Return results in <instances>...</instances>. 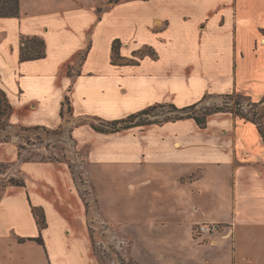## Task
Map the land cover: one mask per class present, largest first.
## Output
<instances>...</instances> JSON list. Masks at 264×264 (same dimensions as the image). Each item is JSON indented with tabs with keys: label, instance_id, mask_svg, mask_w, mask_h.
Wrapping results in <instances>:
<instances>
[{
	"label": "crops",
	"instance_id": "crops-1",
	"mask_svg": "<svg viewBox=\"0 0 264 264\" xmlns=\"http://www.w3.org/2000/svg\"><path fill=\"white\" fill-rule=\"evenodd\" d=\"M33 38L44 42L45 58L22 61L24 41ZM115 44L119 45L116 62ZM130 49L140 55L137 61L128 59ZM149 49L152 55L145 52ZM132 70L176 82L134 88L136 103L120 118L77 115L70 89L58 104V122L73 113L78 124L74 136L96 169V181L102 180L97 183L104 220L132 237L135 246L140 245L136 229L147 225L170 232L163 245L175 251L187 247L196 251L201 245L224 249L201 264H264V138L258 123L221 111L206 117L204 127L194 118H184L116 133L93 128L96 118L114 123L158 105H174L184 113L233 97L264 106V0H20L18 17L0 18L4 78L0 89L11 107L7 120L11 128H47L21 125L14 117L16 98L24 100L27 88L35 86L33 81L62 76V81L73 84L84 76L116 78ZM119 87L121 96L128 97V86L119 83ZM122 97L117 99L125 101ZM66 101L72 113L63 112ZM84 118L93 141L147 134L145 145L97 150L77 135ZM18 163L26 187L8 185L0 195V264H95L85 206L70 167L55 163L68 171L69 183L60 188L61 177L48 179L49 199L41 200L31 196L26 172L35 162ZM36 183L37 191L45 184L41 178ZM110 185L117 199L105 193ZM123 188L138 190L135 207L129 197L122 198ZM152 192L157 201L144 202ZM121 200L134 232L121 228ZM31 204L43 210L44 229ZM139 207L146 209L144 216ZM214 223L221 224L223 232L201 234L209 235L212 244L195 239L194 233L199 234L195 225ZM40 237L43 244L36 240ZM196 259L189 264H198Z\"/></svg>",
	"mask_w": 264,
	"mask_h": 264
},
{
	"label": "rangeland",
	"instance_id": "rangeland-1",
	"mask_svg": "<svg viewBox=\"0 0 264 264\" xmlns=\"http://www.w3.org/2000/svg\"><path fill=\"white\" fill-rule=\"evenodd\" d=\"M24 42L27 46L32 45V41L30 40H25ZM130 50L131 56H129L128 59L130 61H137L140 55L137 52L133 53L134 51L132 52V49ZM145 52L151 55L153 54L150 49ZM132 71L121 72V75L118 77L116 76V78H112L108 74L105 76H84L81 77L77 83L73 84H70L68 81H62V76L53 78L46 77L41 83H35V81H33L32 83L35 84V86H29V88H27L24 92V100L19 101L18 98H16L13 109L14 117L21 125H45L47 128H39L38 130H30L24 127L11 128L9 121H7L10 111H8L6 117L0 119V195L6 186L11 185L12 180V183L24 180V177L21 176L19 161L35 162L28 164L26 170L27 174L30 176V182L28 183L31 187L30 191H33V195L31 194V196L36 197V195H38L41 197V200H48L49 197L45 194H48L47 187L49 186L48 184L52 182L48 179L58 181V178L61 177L59 183L60 188L61 183H69L68 176L70 175L68 171L62 170L63 168L59 170L58 166L55 164L64 163L71 169L74 179L73 184L75 182V190L83 206H85L86 224L89 229L95 264H178L182 262V260L189 264L197 257H199V260L196 259L197 263L201 264L202 260H213L218 254H223L224 249H214L210 246L201 245L196 251L188 247L175 251V249H172L170 246L167 247L165 243L163 245V242L166 241L165 237L168 235L171 236L170 232L158 230L157 228H149L147 225H144L146 228H143L142 231L137 230L132 220H126L127 218L124 216V214H126L124 211L126 210L123 200L119 202L120 214H122L120 217L124 219L121 228L132 232L136 229V237L139 241H137V243H140V245L135 246L132 237H129L125 232L120 230L117 225L109 224L105 221L99 204V191H101L99 187L101 186L97 183V181L101 182L102 180L98 179L96 181V169L94 170L91 162L88 160L87 154L83 151V144L78 142L74 136L78 124L74 123L71 118L73 113L71 106H68L70 103L69 101L64 103L65 107L63 108V112L65 110V113L70 112L72 114L68 115L69 117L67 118L63 115L64 118L60 123L58 122L59 99L64 96L68 89H70L69 95L73 110L77 115L88 114L92 117H102L106 119L127 116L129 109L133 108L135 105L134 103H136V101L133 100L134 88H140L141 86L150 88L152 82L157 83L158 86L163 84H171L174 86L176 82H167L166 79L161 77L157 78L158 76H147L146 73L140 75V73ZM0 78L4 79L2 74H0ZM119 83H125L130 89L128 97H122L120 92L117 91L120 88ZM11 95L13 97L12 92ZM118 97L124 98L125 101L117 99ZM180 101H185V99L180 98ZM225 101L228 107L223 104L204 105V107L196 109L197 115L203 117L206 111L218 108V106H224L223 112H233L236 116L252 120L261 125V129L264 131V106L249 103L240 98H228V100L225 99ZM32 103H36L37 107L32 108ZM182 115V113L174 115L169 107L157 108L153 110L149 116H141L137 118L135 122H129L128 126L134 128L141 124L138 127L144 129L150 125H161L167 122L181 120L179 118H172ZM98 118H96L97 122L94 121L95 125H93L101 128V130H109L116 127L119 132H124V124L113 126V123L104 122L102 119ZM128 119L129 117L125 120ZM70 122L73 123L71 124ZM87 123H89V121L84 118L83 125L78 129L77 135L81 136L83 138L82 141L86 144L90 146L94 144L93 146L97 148V150H102V148L104 150L109 147L112 149L124 147L134 148L135 144L138 147L140 143L143 147L145 145V136H147V134H141L140 136L142 137L138 135L136 139L132 134L128 136L122 134L114 139L104 140V142L93 141V139L96 138L90 134ZM91 139L93 142H91ZM46 163H50V165ZM56 167L57 169L55 170ZM39 178L43 179L45 184L37 191L36 188L39 183L36 182ZM147 187L154 192L152 186ZM106 188L107 190L105 193L108 197L114 194L115 198L117 197V191L112 188V185ZM59 191L61 192V189H59ZM153 192L147 194L148 196L144 202L157 201L155 199L156 195L153 194ZM137 193L138 190H127V188L121 189L120 192V194L123 195V199L129 197L126 199H129L134 207L137 205L134 202L138 203L135 199ZM161 197L165 198V192L161 194ZM116 203L117 200L112 203L114 204L113 206H115ZM30 207L32 210L35 208L32 204ZM140 210L143 212L144 216L146 209L140 208ZM200 225L202 224L195 225L194 229L198 228ZM213 225L218 226V231L220 233L223 232V230H221V224L214 223ZM161 228L164 229L166 227L162 226ZM194 237L200 243L203 242L202 244L213 243L209 235L207 238H204L201 234L194 233ZM187 250L189 253L186 252Z\"/></svg>",
	"mask_w": 264,
	"mask_h": 264
},
{
	"label": "trees",
	"instance_id": "trees-1",
	"mask_svg": "<svg viewBox=\"0 0 264 264\" xmlns=\"http://www.w3.org/2000/svg\"><path fill=\"white\" fill-rule=\"evenodd\" d=\"M20 14V0H0V18H12V17H18ZM30 41H32V45L31 46H27V44L25 45V47L22 48V52H21V60L22 61H32V60H39V59H43L45 58V52H44V47L45 44L43 41L39 40L38 38H33L30 39ZM38 45V46H37ZM113 52L115 55V62L119 61V45L115 44L113 46ZM233 98V97H231ZM234 99V98H233ZM169 107L171 108L172 112H177L179 113L180 111L177 109V107H175L174 105H170V106H166V105H159L153 108H149L143 112H141L138 115H132L129 117L128 120H122V121H117L113 123V126H117L120 124H124L123 128L124 130L130 129V127L128 126V123H133L135 122V120L137 118H140L141 116H148L150 115L153 110L157 109V108H166ZM10 104L8 102V99L6 97V94L3 92V90L0 89V119L2 117H6L8 111L10 110ZM223 110V107H218V108H214L212 110L206 111L204 113L203 117H200L197 115V111H196V107H190L188 109L183 110L182 112L188 114L185 117L182 116H178L172 119H184V118H194L196 120V122L198 123V125L200 127H204L206 124V117H208L209 115L216 113V112H221ZM152 123V122H150ZM137 125V124H135ZM141 124H139L138 126H140ZM137 126V127H138ZM261 125H259L260 127ZM93 128L96 131L99 132H103V133H116L119 132V130L116 127H113L112 129L109 130H101V128L93 126ZM261 128V127H260ZM39 128H31L30 130H38ZM260 133L264 138V131L260 129ZM13 181V180H12ZM11 181V185L12 186H17V187H26V183L25 180L21 181V182H16V183H12ZM33 213L35 215V217L37 218V222L40 226L41 229H44L46 227V219H45V215L43 210L41 209H37L34 208L33 209ZM39 243L43 244V240L42 238H38L36 239Z\"/></svg>",
	"mask_w": 264,
	"mask_h": 264
},
{
	"label": "built area",
	"instance_id": "built-area-1",
	"mask_svg": "<svg viewBox=\"0 0 264 264\" xmlns=\"http://www.w3.org/2000/svg\"><path fill=\"white\" fill-rule=\"evenodd\" d=\"M227 100H228V99H227ZM225 102H226V101H224L222 104H223L224 106H228V104L225 103ZM224 106H222V107H224ZM172 113H173V112H172ZM176 114H180V112H179V113L174 112V115H176ZM182 114H183L182 117L188 115V114H186V113H182ZM148 116H149V115H148ZM216 231H218V226L213 225V224H202V225H200V226L197 228V233H199V234H203V235H205V234H212L213 232H216Z\"/></svg>",
	"mask_w": 264,
	"mask_h": 264
}]
</instances>
